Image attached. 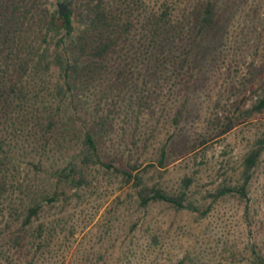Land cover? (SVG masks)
I'll use <instances>...</instances> for the list:
<instances>
[{
    "label": "rangeland",
    "instance_id": "rangeland-1",
    "mask_svg": "<svg viewBox=\"0 0 264 264\" xmlns=\"http://www.w3.org/2000/svg\"><path fill=\"white\" fill-rule=\"evenodd\" d=\"M213 1L218 14L212 30L198 38L194 32L170 38L152 58L145 55V6L121 4L117 14L121 22L130 17L132 27L124 48L113 55L109 79L116 87L110 85L107 95L114 118L108 145L122 149L126 159L127 150L133 157L136 148L145 152L140 169L153 166L147 177L168 190L183 176H194L192 202L206 214L174 211L161 203L138 209L120 177L98 170L87 192H70L65 202L43 205L32 226L42 224L47 231V243L39 249H15L11 240L17 226L7 208L16 195L3 196L0 264H252L255 254L264 257V150L244 199H206L219 183L236 179L250 144L264 138V113L241 123L238 112L251 106L254 92L264 85V0ZM191 2L195 6L200 0ZM180 64L184 68L176 71ZM227 118L231 130L214 137ZM203 137L209 139L204 145L183 150ZM30 152L17 162L15 180L17 170L19 179L30 178ZM12 185L18 189V183Z\"/></svg>",
    "mask_w": 264,
    "mask_h": 264
},
{
    "label": "trees",
    "instance_id": "trees-1",
    "mask_svg": "<svg viewBox=\"0 0 264 264\" xmlns=\"http://www.w3.org/2000/svg\"><path fill=\"white\" fill-rule=\"evenodd\" d=\"M63 1L71 10L59 16L52 0H0V199L16 195L7 214L12 225L17 226L11 241L20 251L39 249L47 243L42 224L32 227L43 205L53 206L61 199L65 202L70 192H87L98 170L120 177L121 185L131 190L138 209L161 203L174 211L199 212L192 202L194 176H183L175 189L168 190L147 177L148 168L153 166L140 169L145 152L136 148L137 156L133 157L134 152L127 150L126 159L122 149L108 145L114 118L107 95L110 85L116 87L109 79L113 55L120 51L117 48H124L126 33L132 27L130 17L121 22L117 14L121 4L130 8L145 6V55L152 58L156 51L163 52L158 48L169 43L170 38L190 32L198 38L212 30L218 14L217 1L200 0L195 6L191 0ZM153 60L148 64L155 63ZM177 67L180 69L176 71L184 68L182 64ZM254 95L249 108H238L241 123L264 113V85ZM231 128L227 118L224 128L221 122L214 137ZM208 140L203 137L183 150L193 151ZM150 141L146 136L143 145L148 147ZM28 148L32 151L31 176L19 179L21 173L17 170L15 180L13 171L18 168L17 162L26 157ZM263 150L264 138L250 144L238 165L236 179L222 181L207 192L206 199L215 202L234 195L244 199ZM11 178L14 181H9ZM13 183L19 184L18 189L14 190ZM40 196L43 197L38 202ZM206 212L202 210L199 215L203 217ZM4 259L8 261L7 256ZM252 264H264V257L255 254Z\"/></svg>",
    "mask_w": 264,
    "mask_h": 264
},
{
    "label": "water",
    "instance_id": "water-1",
    "mask_svg": "<svg viewBox=\"0 0 264 264\" xmlns=\"http://www.w3.org/2000/svg\"><path fill=\"white\" fill-rule=\"evenodd\" d=\"M56 6H57V13L59 16H63L70 12V8L63 2H58Z\"/></svg>",
    "mask_w": 264,
    "mask_h": 264
}]
</instances>
